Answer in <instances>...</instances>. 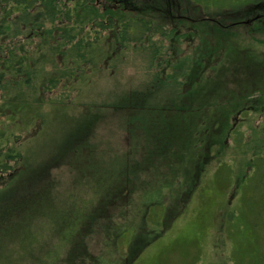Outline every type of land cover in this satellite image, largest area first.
I'll list each match as a JSON object with an SVG mask.
<instances>
[{"label":"trees","instance_id":"obj_1","mask_svg":"<svg viewBox=\"0 0 264 264\" xmlns=\"http://www.w3.org/2000/svg\"><path fill=\"white\" fill-rule=\"evenodd\" d=\"M188 1L208 12L232 14V26H236V18L241 14L250 17L249 23L264 21V0ZM107 14L100 10L97 0H0V247H19L18 257L13 258V252L1 255L0 264H21L37 251L48 254L44 247H53L56 236L61 237L62 247L44 260L39 256L41 264H136L148 248L143 245L155 238L156 242L167 232L168 218L163 212L160 220L154 221V227L148 228L150 221L147 219L146 227L143 221L133 230L129 240L123 242L124 227L129 225L125 222L126 212L128 217L131 213L134 215L132 200L135 204L139 202L133 197L138 188L133 182V172L138 169L128 151L107 162L110 168L124 165L128 169L103 170L108 184L97 191L102 194L107 189V198L80 205L79 208L92 204L76 225L74 235L67 231L78 209L76 206L70 211L67 200L75 189L70 186L68 190L59 191L58 179L52 172L64 166L73 179L83 178L91 169L74 175V165L83 166L88 157L97 155H86L78 148L73 153L68 150L71 139L84 138L98 116L89 113L90 107L76 114L88 94L84 96L88 89L85 86L91 78L94 80L101 74L98 63L105 52L112 47L131 48L138 42L143 46L146 35L152 31L151 22L138 16L117 19L120 21L117 25ZM161 36L167 37V33ZM202 42L208 44L196 58L202 60L198 73L181 90L180 80L173 85V94L178 95L173 96L174 103H171L173 107L184 104L185 117L173 118L169 114L155 117L152 126L155 132L148 136L152 159L159 167L157 160L169 151V142H166V150L162 139L166 141L164 136L172 130L171 125L177 124L180 128L179 139L183 142L178 143L184 151L189 150L195 139L202 140L203 153L197 150L200 155L195 163L204 159L213 183L228 189L227 202L218 207L217 224L219 228L225 222L231 224L232 232L227 233L231 241L228 249L216 253V258L219 264H264V147L261 134L249 144L241 129L243 123L237 122L256 113L254 102L264 110V56L249 49L251 46L236 42H225L221 48H215L208 38ZM202 42L198 41V45ZM191 52L193 54L189 47V63L193 61ZM158 67L164 69L162 63H158ZM230 70L233 77L231 75L229 82L235 84L234 92L240 91L234 99L222 93L226 81L221 79L229 75ZM91 72L94 77L90 76ZM145 96L142 93L136 102L145 103L142 99ZM221 97H226L225 102L219 103ZM152 107L161 112L169 105L153 104ZM45 108L50 111L45 113ZM117 110L128 111L121 100L114 106V113ZM50 123L53 126L49 127ZM121 127L126 131L130 129L124 122ZM46 128L51 130L49 141L42 136ZM220 147L229 153L222 160L219 159ZM185 162V171L194 169L191 166L194 163ZM87 184L78 185L80 188L76 191L82 193V187ZM124 201L128 203L127 210L123 209ZM185 205L182 209H173L179 212L175 220L185 215L188 207L187 203ZM147 208L150 206L138 210L142 213L141 210ZM41 215L51 220L52 225L64 227V231L46 232L50 234L47 240L46 233L38 235L34 229ZM119 221L123 222L119 224ZM130 224L135 227L131 221ZM97 228L102 231L103 242L99 245L102 248L100 253L90 255L84 248L90 247L84 243L87 239L84 237L89 233L91 237ZM196 257L188 254L182 260L195 264L199 259Z\"/></svg>","mask_w":264,"mask_h":264},{"label":"rangeland","instance_id":"obj_2","mask_svg":"<svg viewBox=\"0 0 264 264\" xmlns=\"http://www.w3.org/2000/svg\"><path fill=\"white\" fill-rule=\"evenodd\" d=\"M97 2L100 10H105L108 13L107 16L113 17L117 25L120 23L117 19L122 20L129 16H138L151 22L152 31L146 35L143 46L138 42L131 48H126L128 44L126 49L112 47L105 52L104 57L98 63L101 66V74H97L94 80L91 78L85 86L88 89L84 96L88 94L83 99L85 102L79 106L76 114L78 116L80 112L86 110L85 107H90L89 113H97L98 116L84 138L77 140L76 137V141L71 139L68 150L73 153L75 148H78L79 152H86V155H93L94 153L97 155L88 157L83 166L80 163L74 165V175L84 174L85 169H91L83 178L73 179V176H69L67 170L63 168L64 166H61L60 170L55 169L52 172V175L58 179L56 182L59 191L68 190L70 186L75 189L69 193L70 196L67 200L70 211H73L76 206L78 209L75 210V217L67 231L72 233L79 220L92 206L90 204L79 208L80 205L87 204L90 200L95 202L101 198H107V189H104L102 194L97 191L98 189L101 190L104 184H108V176H104L103 170L104 168L109 171L128 169L129 167L124 165H113L110 168L107 163L114 160L118 154L128 151L133 160H136L135 168L138 169V171L133 172V182L138 187L135 188L136 192L133 197L139 202L135 204L132 200L131 206L136 211L134 215L131 213L128 217L125 211L127 216L125 222L129 225L124 227L123 242L129 240L133 230H136L137 225L143 221L146 227L148 219L150 222L147 225L150 228L154 227V221L160 220L163 212L167 214L168 218L165 225L167 232L162 234L156 242L155 238L150 244L143 245L148 248L141 254L136 264H190L186 260H182L188 254L191 257L196 255V259L199 258L195 260V264H219L216 253H222L225 248L228 249L231 241L227 234L232 232L231 224L225 222L220 228L217 224L220 217L217 213L218 207L227 202L228 189L218 187L213 183L212 174L205 168L204 159L198 162L200 165L195 163L196 157L200 155V152L203 153L201 148L203 141L198 142L195 139L196 142L192 141L193 144H190L192 147L190 146L188 151H184L178 143V141L183 142L179 139L180 128H177V124L169 126L172 130L167 136H164L166 141L163 138L162 142L166 150H168L166 142H169L170 148L164 156L157 160L159 161L158 167V163L152 159V146L149 144L148 136L155 132L152 128L155 117H166L168 114L169 117L173 118L185 117L184 104L173 107L174 100L172 101V98L174 99L173 96L178 95V93L173 94V85L175 86V82L180 80L181 90L189 79L198 73L202 60H196V58L208 44L202 42V39H210L211 42H214L215 48H221L222 44H226L225 42L249 45L251 46L249 49L263 53L264 56V21H259V23H256L258 21H250L249 23L247 21L250 17L241 14L236 18V26H232L234 21L231 17L232 14L208 12L194 6L188 0H124L125 3L123 0H97ZM166 33L167 37L161 36ZM188 41L190 42L188 43ZM198 41L202 43L198 45ZM189 47L193 50V54L190 53L191 58L193 57L191 63L187 58L189 57L187 54ZM192 62L194 63L193 66H191ZM158 63L163 64V70L158 67ZM189 68L192 69L187 71ZM97 69L98 66L93 69L94 72ZM166 71H168V75ZM93 74L90 76L92 77ZM231 75L233 77V72L230 70L229 75L221 79L226 81L222 93L226 97L229 96V98L234 99L240 95V91L234 92L235 84L229 82V79L232 78ZM94 81L95 85L92 86ZM142 93L146 94L142 98L146 102L138 104L136 101ZM226 97H221L219 103L225 102ZM118 100H121L128 111L119 112L117 110L114 113V106ZM250 102L249 104H251ZM162 103L169 105V107H164L161 112L157 108L153 109V104L161 105ZM252 105L256 107V113H251L247 119L245 117V119L237 120V122L243 123L241 129L246 133L249 144L256 139L254 137L261 134V146L264 147V113H260L264 110L259 108L258 102H254ZM49 111L50 108L44 110L45 113ZM233 120L236 121L235 118ZM122 122L128 124L130 127L128 131L122 129ZM51 126L53 123H50L49 127ZM41 128L42 125L39 129L41 130ZM155 129L161 131L157 127ZM130 130L132 133H129ZM32 133L34 132L32 131ZM42 136L43 139L49 141L52 137L51 130L46 128ZM160 149L163 150L162 147ZM111 153L116 154L111 155ZM174 153L177 155L171 158V154ZM227 154H229L228 151L222 150L220 147L219 159L226 158ZM185 161L194 163L191 164L194 169L185 171ZM198 167L199 170L196 171ZM72 179L73 184L71 183ZM83 183H88V187H82V193L77 192L76 190ZM163 184L164 186H161ZM78 185L80 186L78 187ZM198 187L201 189L197 190ZM28 189L31 190L30 187ZM185 202L188 206L185 215L175 220L179 212L173 209L177 210L178 207L182 209L186 206ZM125 203L123 209L127 210L128 203ZM182 205L184 206L181 207ZM146 206H150V208L141 210L142 213H140L138 208L143 209ZM148 216L151 219L147 218ZM130 221L134 223L135 227L131 226ZM121 222L123 221H119V224ZM63 231L64 227L58 228L52 225L51 220L49 221L43 215H41L34 229V232L38 235L41 234V236L46 232L61 233ZM142 231L144 233V230ZM49 235V233L45 234L46 240ZM84 238H87L84 243L90 246L84 247L88 254L100 253L102 247L99 245L103 242L101 229H95L91 237L89 233ZM58 245L59 247H56ZM151 245L153 246L150 247ZM60 246L62 247L61 237L56 236L53 247L44 248L48 249V254L52 255ZM107 248L111 249L112 247ZM116 248L119 250V247ZM18 250L19 247H0V257L9 252H13V258L18 257L16 255ZM119 252L122 253L123 250H119ZM48 254H45V251H37L31 259L28 258L26 262L23 261L21 264H41L38 257L40 256L44 260ZM0 263L2 262L0 261Z\"/></svg>","mask_w":264,"mask_h":264}]
</instances>
